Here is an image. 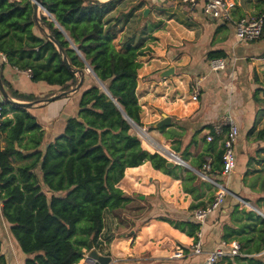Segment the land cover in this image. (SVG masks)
I'll return each mask as SVG.
<instances>
[{
	"label": "crops",
	"instance_id": "0c3cea01",
	"mask_svg": "<svg viewBox=\"0 0 264 264\" xmlns=\"http://www.w3.org/2000/svg\"><path fill=\"white\" fill-rule=\"evenodd\" d=\"M138 2L134 10L140 11L139 26L144 27L146 23L150 30L145 29L131 40H143L153 30L154 41L144 47L147 49L144 56L138 58L135 95L145 141L136 136L143 150L157 153L166 163L173 164L166 167L172 175L154 169L149 161L124 170L116 186L130 201L112 213L104 211L98 253L109 257L110 264H204L205 254L222 242L236 241L241 251L246 249L244 241L239 239L251 237L258 226L245 219L243 211L264 219V136L259 139L257 135L264 129V29L258 40L239 43L230 25L205 18L200 7L190 8L180 0H169L164 2L169 6L168 16L155 13L151 16L157 0ZM235 2L236 17H258L264 13V0ZM145 9H148L146 17L143 16ZM129 14L130 19L132 12ZM120 26L123 25L120 23ZM130 38L123 37L124 43ZM219 51L224 54L226 68L210 72L207 54ZM3 58L0 55V64H4L1 75L14 91L39 97L62 93L57 86L32 83L28 72L10 67ZM169 69L172 73L163 76ZM81 79L82 89L28 109L43 132L42 149L76 114L81 92L92 84L84 75ZM196 80H200V89L197 99L192 101L191 85ZM226 117L232 118L239 129L234 145L236 168L228 177L219 174L210 178L199 168V156L210 155L206 136L213 127L223 124ZM6 118H12V114ZM165 119L167 124L158 126ZM222 138L215 137L216 150H220ZM169 153H174L183 164L171 161ZM189 174L194 177L185 180ZM203 176L221 184L226 196L221 207L200 224L194 220V212L206 209L217 192L209 181H203ZM193 205L200 206L190 211ZM135 212L138 214L131 216ZM124 218L126 225L121 227ZM168 221L191 222L199 228L193 237H188ZM9 227L1 216L0 205V254L5 264H15V261L24 264L27 257L17 247ZM198 230L203 251L200 256L191 252ZM4 233L8 234L7 239ZM176 250L182 251L181 258L173 257ZM251 256L263 257L264 249ZM83 258L77 264H85Z\"/></svg>",
	"mask_w": 264,
	"mask_h": 264
},
{
	"label": "trees",
	"instance_id": "16d2710c",
	"mask_svg": "<svg viewBox=\"0 0 264 264\" xmlns=\"http://www.w3.org/2000/svg\"><path fill=\"white\" fill-rule=\"evenodd\" d=\"M39 2L50 16L41 14L35 18L30 0H0V55L5 63L28 72L32 83L57 86L60 93H70L84 75L86 62L106 91L94 83L84 89L76 114L43 149L44 136L35 117L28 109L3 101L1 216L10 225L9 232L17 247L27 257L24 264H77L89 242L99 252L104 211L112 213L130 201L116 186L126 168L149 161L164 174L172 175V171L166 168L163 157L141 148L138 137L130 132L132 126L119 110L135 125L142 126L135 90L138 58L147 49L141 39L134 44L123 43L122 51L113 43L116 29L120 23L128 22L130 14L111 15L117 0ZM63 57L70 69L63 63ZM215 57L223 58L224 54L220 51L207 54L208 60ZM3 66L1 63L0 82L9 99L37 104L51 96L14 91L1 75ZM8 113L12 118H6ZM257 135L262 139L264 129ZM216 140L213 137L207 149L211 168L205 174L210 178L220 174L221 151L216 150ZM206 157L199 156V168L206 163ZM19 161L27 162L15 167L14 163ZM189 177L194 175H186L185 180ZM242 215L258 226L251 237L239 239L246 247L241 251L243 256L225 258L215 264L222 261L264 264V256H251L264 249V219L252 212L243 211ZM121 221L126 222L125 218ZM168 222L188 237H193L199 228L191 222ZM0 264H5L1 254Z\"/></svg>",
	"mask_w": 264,
	"mask_h": 264
},
{
	"label": "built area",
	"instance_id": "2783aa9c",
	"mask_svg": "<svg viewBox=\"0 0 264 264\" xmlns=\"http://www.w3.org/2000/svg\"><path fill=\"white\" fill-rule=\"evenodd\" d=\"M182 4L190 7H200L202 15L210 20L218 21L220 23L230 25L234 30L235 40L239 43H252L258 40L264 29V13L258 17H236L233 12L236 9L235 0H180ZM4 59V58H3ZM5 60V59H4ZM208 69L210 72L216 73L226 68V60L224 58H213L208 61ZM192 101L197 99L200 80H196L191 85ZM4 119V102L0 98V122ZM239 129L235 121L226 117L223 124H219L212 128V130L206 136V141L211 142L213 137H221L219 141L221 158H220V175L221 177H228L234 170L236 163V155L234 151L235 141L238 137ZM172 158L173 153L168 154V158ZM176 156V155H175ZM211 158H206V163L202 165V169L206 172L211 168ZM206 178L214 187L217 188L214 199L204 210L195 211L193 218L196 222L203 224L206 217L213 211H216L221 207L224 202L226 192L221 184L216 183L214 180ZM193 255L200 256L203 254L201 232L198 230L195 233L194 241L191 247ZM243 255L241 252V246L238 242L233 241L229 243L222 242L213 251L205 254L204 264H215L218 261L225 258H232L235 256ZM183 253L181 250H176L173 257L181 258ZM85 264H97L91 260L86 254L83 258Z\"/></svg>",
	"mask_w": 264,
	"mask_h": 264
},
{
	"label": "rangeland",
	"instance_id": "374dc122",
	"mask_svg": "<svg viewBox=\"0 0 264 264\" xmlns=\"http://www.w3.org/2000/svg\"><path fill=\"white\" fill-rule=\"evenodd\" d=\"M101 1H107V0H101ZM138 1L139 0H117L114 8H112V11H111L112 14L111 15H113L115 13H119V12H121V13H125L126 11H129V13L132 12V14H131L132 16L130 17V19H128V22L126 23V25L125 26L123 25V26H120V27L118 26V28L116 29V36H115V38L113 40V43H114L115 48L117 50H119V51H122L125 48V44H123L124 43L123 37H128V36L131 37L129 43L134 44V42H137V41L131 40L132 39V36L135 35L137 37L145 29H146L145 31H147L149 29V27H148L149 25L146 24V23H145V26L144 27H140L139 26V21L137 19V15H140V11L134 10L135 7H138V5L140 4V2H138ZM166 1L168 2L169 0H157L156 6L153 7V9L151 10V16H153L154 13H155L156 16H162V15H167L168 16L169 14H168V11L167 10H168L169 6H166V4L164 3ZM41 14L42 15H45L42 10L38 9V17ZM173 16H175V15H173ZM150 18L151 17H149V19ZM141 41H142L143 47H145V46L147 47L148 44H151L152 45V43L154 41L153 30L147 32V36H145V38L143 40H141ZM83 73H84V76H86V78H88L91 81L92 84L93 83L96 84V85L98 84V83H96L93 75L91 74L90 71H88L87 68H85V70L83 71ZM30 92H33V90L30 91ZM7 110H10V108L7 107ZM8 114L11 115V113H8ZM137 128L132 127L131 128V133L137 135L138 137L142 138L143 141H145L144 140V135H143V134H145V131H143V127H137ZM0 142H1V146H3L4 145V143H3V135H1V134H0ZM26 162L27 161H19L17 163L15 162L14 163V166L15 167H18L20 165L25 164ZM178 166L180 168H184L181 165H178ZM235 168H236V163H235V167H234V170L233 171H235ZM198 177L200 178V175H198ZM206 180H207L206 178L203 179V181H205L206 183H208L207 182L208 180L207 181ZM137 214L138 213H136V212L135 213H131V216H136ZM123 225H126V223L121 221L119 226L122 227ZM3 235H4L5 239H7V235L8 234L7 233H4ZM241 256H243V255H241ZM220 263L221 264H226V261H222ZM15 264H17L16 261H15ZM232 264H234V262H232Z\"/></svg>",
	"mask_w": 264,
	"mask_h": 264
},
{
	"label": "water",
	"instance_id": "95a60500",
	"mask_svg": "<svg viewBox=\"0 0 264 264\" xmlns=\"http://www.w3.org/2000/svg\"><path fill=\"white\" fill-rule=\"evenodd\" d=\"M33 4V8H34V16L35 18H38V9L42 10L43 13L46 15V16H50L49 13L44 9V7L40 4L39 0H30ZM90 2L92 3H103V2H106V1H101V0H89ZM107 1H110V0H107ZM148 14V9H145L143 11V16L146 17V15ZM71 47L79 54L78 50L74 47V45L71 43ZM63 63L65 64V66L70 69V66L66 60L65 57H63ZM85 63V66L86 68L88 69V71L91 72V74L93 75L94 79L96 80V82L99 84V86L101 87V89L103 91H106L104 85L99 81V79L96 77V75L93 73L92 69L89 67V65ZM74 73V71H72ZM79 74H81L80 72H78ZM172 73V69H169L168 71H165L163 73V76H168L169 74ZM81 83H82V79L80 78L79 79V82L78 84L76 85V87L74 88V90H78L79 87L81 86ZM66 95V93H61L59 95H56V96H53V97H49L45 102H53L55 101L56 99L62 97ZM0 98L2 99V101L4 102H9V103H15V104H18L20 106H22L23 108H26V109H30L34 104L32 103H27V102H19V101H15V100H11L8 98V95H7V92L5 90V88L2 86L1 82H0ZM118 107V106H117ZM119 108V107H118ZM122 116L130 123V125L134 128H137V125H135L130 119H128V117L126 116V114L119 108ZM168 122V119H165L164 121H161L158 126H162L164 124H167ZM138 129V128H137ZM168 155V154H167ZM173 155H175L173 153ZM170 157V155H169ZM177 157V156H175ZM173 158V156H172ZM178 158V157H177ZM179 159V158H178ZM180 161V164H183V162L179 159ZM173 164L171 162H167L165 164L166 167H171ZM85 250L82 252V256L85 254ZM87 255L88 257L95 261L97 264H110L111 262V259L107 256H103L101 254H99L92 246L91 242L88 243V250H87Z\"/></svg>",
	"mask_w": 264,
	"mask_h": 264
},
{
	"label": "bare ground",
	"instance_id": "6f19581e",
	"mask_svg": "<svg viewBox=\"0 0 264 264\" xmlns=\"http://www.w3.org/2000/svg\"><path fill=\"white\" fill-rule=\"evenodd\" d=\"M142 139V138H141ZM143 141V140H142ZM145 143V142H144ZM142 144V143H141ZM166 150V149H165ZM158 152V151H157ZM171 160H173L176 163H180L179 159L177 157H175V155L173 156V158L170 157Z\"/></svg>",
	"mask_w": 264,
	"mask_h": 264
},
{
	"label": "clouds",
	"instance_id": "9594fccd",
	"mask_svg": "<svg viewBox=\"0 0 264 264\" xmlns=\"http://www.w3.org/2000/svg\"><path fill=\"white\" fill-rule=\"evenodd\" d=\"M98 252V251H97Z\"/></svg>",
	"mask_w": 264,
	"mask_h": 264
}]
</instances>
